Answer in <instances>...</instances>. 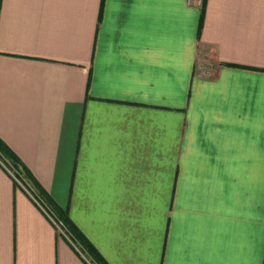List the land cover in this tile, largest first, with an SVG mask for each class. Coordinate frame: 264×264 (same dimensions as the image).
<instances>
[{
  "label": "crops",
  "instance_id": "0c3cea01",
  "mask_svg": "<svg viewBox=\"0 0 264 264\" xmlns=\"http://www.w3.org/2000/svg\"><path fill=\"white\" fill-rule=\"evenodd\" d=\"M0 138L107 264H264V0H0ZM0 264H90L1 163Z\"/></svg>",
  "mask_w": 264,
  "mask_h": 264
},
{
  "label": "trees",
  "instance_id": "16d2710c",
  "mask_svg": "<svg viewBox=\"0 0 264 264\" xmlns=\"http://www.w3.org/2000/svg\"><path fill=\"white\" fill-rule=\"evenodd\" d=\"M0 155L1 157L9 163L24 179H26L36 193L43 198L47 206L50 208L54 216L62 222L68 237L62 236L66 239L69 244L73 246L71 241L77 243L81 249L88 255L95 264H107L100 253L96 250L93 244L86 238V236L79 230V228L72 222L67 212L58 206L55 201L46 193L43 187L38 183V181L33 177L28 168L22 163L17 154L0 138ZM71 241H70V240Z\"/></svg>",
  "mask_w": 264,
  "mask_h": 264
},
{
  "label": "built area",
  "instance_id": "2783aa9c",
  "mask_svg": "<svg viewBox=\"0 0 264 264\" xmlns=\"http://www.w3.org/2000/svg\"><path fill=\"white\" fill-rule=\"evenodd\" d=\"M0 163L5 167V169L9 172V174L13 177V179L23 188L25 191L29 194V196L40 206V208L47 214V216L56 224L57 230L62 232V222L60 220H57L54 218V214L50 210V208L47 206V204L44 202V200L30 187L27 186L25 182H23L21 176L19 173L9 164L7 163L0 155ZM67 238H69L67 235H65ZM70 240V239H69ZM71 241V240H70ZM73 246L89 261L90 264L92 262L90 259L86 256V254L82 251L81 248L74 242L71 241Z\"/></svg>",
  "mask_w": 264,
  "mask_h": 264
},
{
  "label": "snow or ice",
  "instance_id": "6c2138e0",
  "mask_svg": "<svg viewBox=\"0 0 264 264\" xmlns=\"http://www.w3.org/2000/svg\"><path fill=\"white\" fill-rule=\"evenodd\" d=\"M126 176L127 179L132 182L134 181L140 171V156L139 153L135 150V145H132L128 149V159L126 161ZM134 205L135 201H131Z\"/></svg>",
  "mask_w": 264,
  "mask_h": 264
},
{
  "label": "rangeland",
  "instance_id": "374dc122",
  "mask_svg": "<svg viewBox=\"0 0 264 264\" xmlns=\"http://www.w3.org/2000/svg\"><path fill=\"white\" fill-rule=\"evenodd\" d=\"M54 218H56V217H54ZM57 219V218H56ZM58 220V219H57ZM61 228H62V232L61 231H59L58 230V232H59V234L60 235H62V236H65V235H67L68 236V234H67V232H66V230H65V228L64 227H62L61 226ZM77 244V243H76ZM78 245V244H77ZM79 246V245H78ZM79 248H81L80 246H79ZM83 251V250H82ZM84 252V251H83ZM85 253V252H84ZM86 254V253H85ZM87 257H88V255H86ZM91 262H92V264H95V262L91 259L90 260Z\"/></svg>",
  "mask_w": 264,
  "mask_h": 264
}]
</instances>
